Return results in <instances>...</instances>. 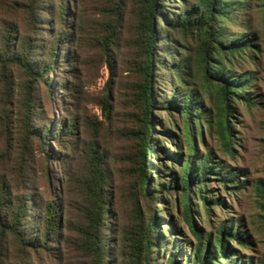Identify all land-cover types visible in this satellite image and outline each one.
Segmentation results:
<instances>
[{
    "label": "trees",
    "instance_id": "1",
    "mask_svg": "<svg viewBox=\"0 0 264 264\" xmlns=\"http://www.w3.org/2000/svg\"><path fill=\"white\" fill-rule=\"evenodd\" d=\"M80 1L82 5L80 10L85 8L86 3L93 5L89 12L85 9V17L77 18L75 15V19L72 21V19H67L70 13H65L63 9L66 6V0H57L55 17L61 31L68 32L66 40L69 37V41L63 40L65 32L54 33L52 43L49 45L47 42L43 45L42 50L47 51L43 55L44 64L41 67L35 66L36 62L32 66L29 61V58L35 57L37 47L34 42L36 38H39L37 34H40L38 31L42 27L39 14L41 12L48 13L47 9L38 7V3L39 6H44L41 4V0H27L28 26L24 35L17 39L14 36V31L10 30V25L4 22L3 30L6 33L0 35V67L4 70L15 64L23 67L29 75L40 80L41 77L46 76L50 69H56L58 56L56 49H60L62 43L72 47L76 41L79 45L72 47L71 53H74L76 48L81 45L89 47L93 44V48H97L100 52L111 75L113 55L116 56L115 48L124 17L129 14L133 20V37L130 39L129 45L132 46L133 42L136 52L130 61V70L139 79L128 88L127 93L128 102L132 103L128 107L132 110L128 119L135 124V129L131 130L128 135L131 140L136 141L134 151L126 156V162L129 165L127 168L130 174L128 190L130 191L132 210L120 230L116 231L115 228L113 230L110 227V219H114L115 216L112 193V189L115 187L114 178L106 164L105 154L99 146L96 132L92 135L91 141L82 144L79 167L67 174L68 192L74 198L69 203L70 213L71 211L72 213L66 218L64 229L75 237V250L79 254L77 264H113L115 260H118V264H156L153 254L158 248L164 252L168 244L170 246L169 252L167 251L168 257L164 263L160 264H176V257L180 255L184 256L185 264H253L250 257L244 261L240 257L235 259L228 257L229 253H237L236 250L226 247L229 240L234 241L239 247L247 248L248 235L239 230L242 228L240 219L220 221L215 230L204 237L193 223L192 214H198V210L191 209L197 208L195 201H199L209 217L212 207L223 205L221 198L217 194H212V187L208 189L212 182H217L223 190L230 187L241 191L245 189L246 185L244 180L239 179L240 171L234 172L233 169L224 166L221 162L214 161L213 153L210 150L205 153H197V144H203V125L207 133L215 137L222 150L232 155L234 142L229 121L231 117L229 103L233 97H237L245 101L247 105H253V101L248 97L249 93L245 90L250 79L244 75H240L242 78L230 76L222 65L226 56L244 53L255 46L253 43L254 34L250 32L225 37L224 24L232 10H235L237 5L243 4V0H193L191 3L186 0H177L176 6H179V9L176 12L166 10V8H171L170 4H174V0L166 1L167 4L162 3L164 0ZM23 6L24 4H20V8ZM162 10L165 11L164 14H162ZM260 10L264 27V0H260ZM76 18L78 27L75 25ZM155 18L163 26L162 29L157 27ZM176 34L182 38H195L199 46L196 52L192 51V54H187V56L180 55L171 64L166 65L162 63L159 56L165 55L168 56V59L171 55L178 56L175 51L171 52L175 43L173 36ZM75 35L77 36L76 40ZM164 44H168V50L160 51ZM13 45L15 49H13ZM180 52L183 53L182 50ZM213 55L217 56L215 65L210 64ZM161 68L169 70L177 83L168 98L161 99L159 103L164 111L175 107L178 113L179 129L176 123H171L179 131V139H183L184 146L174 144L175 152H168L167 155H164L166 162L172 166L175 164V172L172 169H167L164 165H160L164 168L160 172L152 164L154 159L158 160L156 149H159V146L153 142L151 134L154 131L153 123L159 122L158 119L154 120L151 116L156 104V94L152 84L153 79L156 78L154 72H158ZM187 70L189 72H186ZM186 74L187 77H184ZM3 77L5 78V76ZM190 77L193 78V82L188 80ZM168 78L172 81L170 75ZM197 79V85L202 91L214 92L212 102L214 108L211 114L203 108L201 101H198V91L194 88ZM109 83L110 79L106 82V86ZM2 84L4 90L3 108H6L9 96L8 77L7 81L3 80ZM46 84L47 82L45 87ZM31 98L30 92H26L21 98L23 126L26 133L36 137L41 150L44 151L43 145H46L45 138L49 131L48 128L30 131L33 118ZM109 98L108 92H104L103 97L97 102L106 120H110ZM173 105L175 106L173 107ZM80 122L83 124V128L87 127L85 121H80L77 117L62 121L57 132L53 135L68 137L74 132L76 134ZM100 125L99 121L94 120L95 130L98 131ZM162 132L169 137H175L168 128H164ZM153 155L154 157H152ZM166 171L169 172L168 179L162 181L160 174L165 176ZM152 175H154L153 182ZM156 190H159L160 196H155ZM2 191L1 199L5 194H8L7 190ZM172 191H175V207L179 206L182 219L195 240L191 255L185 254V248H180L179 245L172 243L171 238L169 241L164 239L170 233L165 224L160 227L154 216L156 198L164 200L162 195L166 196ZM250 193L255 197V203L264 207V182L260 181L259 184H255ZM141 200L144 201V208L138 204ZM13 202L14 208L10 211L9 228L13 233H16L17 226H20V222L22 223L27 217L25 206L30 202V199L24 193L21 198ZM160 210L166 215L170 214L168 204L161 206ZM40 212L41 220L35 222V224H39L41 221V235H37V241L24 240L20 236L16 238L23 250L44 249L47 243L58 234L59 217L54 203L52 201L46 203ZM37 213L39 214L38 211ZM110 230L113 231L116 239H112ZM157 230L161 232L159 235L156 234ZM256 264H264V259Z\"/></svg>",
    "mask_w": 264,
    "mask_h": 264
},
{
    "label": "rangeland",
    "instance_id": "2",
    "mask_svg": "<svg viewBox=\"0 0 264 264\" xmlns=\"http://www.w3.org/2000/svg\"><path fill=\"white\" fill-rule=\"evenodd\" d=\"M166 1L168 0H164L162 3L167 4ZM186 1L193 2V0ZM66 2L63 9L65 13H70L67 19H72V21H74L75 15L77 18L85 17V9L89 12L93 5L86 3L85 8L80 10L82 6L80 0H66ZM26 3L27 0H0V35L6 33L3 30V22L10 25V30L14 31V36L17 39L26 33L28 26ZM56 3L57 0H41V4L44 6H39L38 3V7L47 9L48 13L41 12L39 14L42 27L38 31L40 34H37L39 38H36L34 42L37 47L34 48L35 57L29 58L32 66H34V62L37 63L35 66L39 67L44 64L43 55L47 50H42L43 45L47 42L50 45L54 39V33L61 31L55 17ZM177 3L178 1L174 0V4H170L171 8H166V10L176 12L179 9V6H176ZM20 4H24V6L20 8ZM38 12L40 11L38 10ZM164 13L165 11L162 10V14ZM261 17L260 0H243V4L237 5L235 10H232L224 24L225 37L250 32L254 34L253 43L255 45L244 53L226 56L222 62L224 70L229 73L228 75L239 77L244 75L250 79L245 90L253 101V105H247L242 99L233 97L229 103L231 113L229 121L234 142L232 155L222 150L215 137L210 136L203 125V144H197V153H205L210 150L213 153L214 161L221 162L224 166L233 169L234 172L240 171L239 179L246 182L245 189L239 191L227 187V190H223L217 182H212L208 189L212 187V194H217L223 201V205L212 207L209 217L199 201H195L197 208H191L198 210V214H192L193 223L204 237L208 233H212L220 221L240 219L242 228L239 230L248 235L247 248L239 247L234 241L229 240L226 247L236 250L237 253H229L228 257L232 259L240 257L243 261L250 257L253 264L264 259V207L258 206L255 203V197L250 193L255 184H259L260 181L264 182V27ZM77 18L76 27H78ZM155 20L157 27L162 29L163 26L158 22V19L155 18ZM133 24L130 15H126L115 48L116 56L113 55L111 75L100 52L97 48H93V44L92 46L88 44L89 47L81 45L76 48L74 53H71V48L79 45L76 41L72 47L62 43L60 49H56L58 52L56 69H50L46 76L39 78L40 80L29 75L23 67L15 64L6 70L0 67V196L2 190L8 191V194L3 195V199L0 197V264L78 263L79 254L75 250V237L64 229L66 218L72 213V211L70 213L69 203L74 198L68 192L67 174L79 167L82 144L91 141L92 135L96 132L97 141L105 154L106 164L114 178L115 187L112 189V193L115 216L114 219H110V227L113 230L115 228L116 231L120 230L124 220L129 217L132 203L128 190L130 174L127 169L129 165L126 162V156L134 151L136 141L131 140L128 135L131 130L135 129V124L128 119V115L132 114V110L128 107L132 103L128 102L127 93L128 88L139 79L130 70V61L136 52L133 42L132 46L129 45V41L133 37ZM35 31L37 32V30ZM61 32L66 34L63 40L69 41V37L66 40L68 32L66 30ZM74 38L76 40L77 36L75 35ZM173 40L175 43L171 52L175 51L178 56L171 55L170 59L165 55L159 56L162 63L166 65L171 64L180 55L187 56V54H192V51L196 52L199 46L195 38H182L179 34L174 35ZM14 45L13 49H15ZM162 47L160 51L168 50V44H164ZM216 58V55L212 56L211 65H215ZM154 74L156 78L153 79L152 87L156 94V104L151 116L152 119H158L159 122L153 123L154 131H151V134L153 142L159 146V149H156L158 160L154 159L152 164L160 172L164 169L160 165L175 172V164L172 166L166 162L164 155L174 151V144L184 146L183 139H179V131L172 125V123H176L179 129L178 113L175 105H173L174 108L164 111L159 103L161 99L168 98L177 83L166 68H161ZM169 75L172 81L168 78ZM7 77L9 96L6 108H3L2 82L3 80L7 81ZM184 77H187V74ZM109 79L110 83L106 86ZM188 80L193 82L191 77ZM195 83L194 88L199 95L198 101H201L206 111L210 114L213 113L214 92L202 91L197 85L198 79L195 80ZM26 92H30L32 97L33 118L30 131L32 129L42 130V128H48L49 131L45 138L47 146L43 145L44 151L41 150L36 137L24 130L20 102ZM104 92H108L110 97V120L104 119L103 112L97 103L103 97ZM73 117L79 118L80 121L84 120L87 127L83 128V124L80 122L76 134L74 132L68 137H55L53 133L57 132L61 122ZM94 120L101 123L98 131L95 130ZM46 124H48L47 127ZM164 128H168L175 137L165 135L162 132ZM166 173L165 176L159 173L162 181L168 179L169 172L166 171ZM151 178L153 182L154 175ZM156 191L155 196H160L159 190ZM24 193L30 199V202L25 206L27 217L22 223L20 222V226H17L16 233H13L9 228L10 211L14 208L13 201L21 198ZM174 197L175 191H172L166 196L162 195L164 200L156 198L154 216L160 227L165 224L170 233L164 239L169 241L171 238L172 243L179 245L180 248H185V254L191 255L195 240L182 219L179 206L175 207ZM51 201L58 211V234L47 243L44 249L23 250L16 238L20 236L24 240L37 241V235H41V221L39 224H35V222L40 219V211L43 206ZM138 204L144 208V201L141 200ZM165 204L170 207L168 215L160 210V207ZM109 232L112 234V239H116L113 231ZM160 233V230H157L156 234ZM169 249L168 244L164 252L160 248L156 250V253L153 254L156 264L164 263L168 257ZM113 264H118V260H115ZM176 264H185L184 256H177Z\"/></svg>",
    "mask_w": 264,
    "mask_h": 264
}]
</instances>
